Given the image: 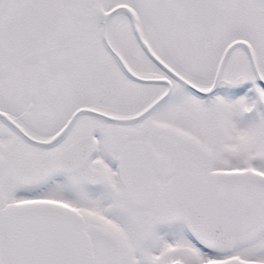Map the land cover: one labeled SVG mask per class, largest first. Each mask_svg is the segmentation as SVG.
<instances>
[{
	"label": "snow or ice",
	"instance_id": "6c2138e0",
	"mask_svg": "<svg viewBox=\"0 0 264 264\" xmlns=\"http://www.w3.org/2000/svg\"><path fill=\"white\" fill-rule=\"evenodd\" d=\"M0 264H264V0H0Z\"/></svg>",
	"mask_w": 264,
	"mask_h": 264
}]
</instances>
